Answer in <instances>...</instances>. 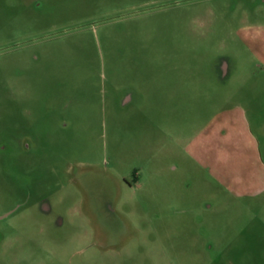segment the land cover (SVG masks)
Returning a JSON list of instances; mask_svg holds the SVG:
<instances>
[{
	"label": "rangeland",
	"instance_id": "1",
	"mask_svg": "<svg viewBox=\"0 0 264 264\" xmlns=\"http://www.w3.org/2000/svg\"><path fill=\"white\" fill-rule=\"evenodd\" d=\"M0 264H264V0H0Z\"/></svg>",
	"mask_w": 264,
	"mask_h": 264
}]
</instances>
